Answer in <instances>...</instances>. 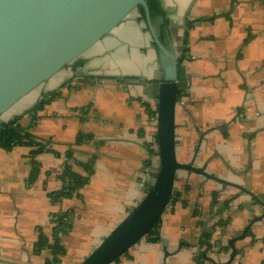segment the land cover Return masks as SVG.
<instances>
[{
    "label": "crops",
    "instance_id": "obj_1",
    "mask_svg": "<svg viewBox=\"0 0 264 264\" xmlns=\"http://www.w3.org/2000/svg\"><path fill=\"white\" fill-rule=\"evenodd\" d=\"M162 7L169 23L179 26L168 31L179 63L192 76L176 107L178 161L190 164L198 155L201 166L219 155L239 176L218 158L208 164L210 174L264 199V0H162ZM185 20L192 22L186 29ZM77 69L107 78L97 80L99 86L84 85ZM157 71V51L135 12L4 116L5 123L19 119L37 143L59 155H38L40 173L29 184L35 148L0 147V264H46L50 252L36 253L35 246L41 233L52 239L53 217L62 213L72 216V227L61 236L66 255L59 264H79L143 200L144 175L158 161L155 117L146 102L150 88H145ZM52 93L57 97L34 112ZM80 135L85 139L78 142ZM68 152L81 163L95 158L94 174L79 197L53 202L50 195L64 187ZM204 183L201 176L179 171L173 201L160 220L167 248L145 237L112 264H198L193 247L217 210L207 230L219 225L212 243L220 241L230 254L229 240L242 234L250 216L243 200L225 210L222 198L212 208L220 186ZM235 247L233 264H264V222L254 224Z\"/></svg>",
    "mask_w": 264,
    "mask_h": 264
},
{
    "label": "water",
    "instance_id": "obj_2",
    "mask_svg": "<svg viewBox=\"0 0 264 264\" xmlns=\"http://www.w3.org/2000/svg\"><path fill=\"white\" fill-rule=\"evenodd\" d=\"M139 9L143 10V22L158 56L156 77L147 81L145 86L150 88L146 98L157 102V167L148 174L149 177L144 175L148 191L143 200L80 264L115 263L149 234H154L167 248L168 240L161 236L157 226L173 201L178 171L194 173L205 179L204 184L215 182L220 186L215 191L212 208L216 201L220 204L222 198L225 199V210L229 204L233 206L243 200L250 221L241 235L229 240L230 254L223 250L220 241L212 243L211 237L219 225L215 223L210 233L207 230L220 210L214 211L203 223L199 243L193 247L198 264H233L238 254L235 244L246 238L254 224L264 222V199L242 185L210 174L208 164L218 158L229 172L239 176L219 155L201 166L197 162L198 155L190 164L178 161L176 107L188 91L192 76L179 63L169 31L166 43L161 41V27L165 21L152 18L147 0H0V124L5 123L2 119L13 107L73 65L133 13L140 14ZM191 24L185 20L182 28ZM170 27L179 28L173 23ZM76 73L79 78L83 76L84 85L99 86L97 80L107 78L82 75L80 69ZM228 189H235L238 193L230 196Z\"/></svg>",
    "mask_w": 264,
    "mask_h": 264
},
{
    "label": "trees",
    "instance_id": "obj_3",
    "mask_svg": "<svg viewBox=\"0 0 264 264\" xmlns=\"http://www.w3.org/2000/svg\"><path fill=\"white\" fill-rule=\"evenodd\" d=\"M150 8L151 16L153 19L163 18L165 24L162 25L161 31V41L166 43V34L168 32L170 23L166 18V14L162 7V0H147ZM141 20L144 21V13L142 9H139ZM57 97V93H52L45 96V99L34 107L33 111H40L46 104H48L52 99ZM85 136H79L78 142L84 141ZM17 146H29L35 148L31 152V175L29 177V184H33L40 173L41 165L37 161V156L45 152H53L57 156V152L52 151L47 148L46 144L37 143L34 137L28 132V130L23 129L19 125V119L12 122L2 124L0 128V147L10 151ZM68 161L65 165L64 172L61 176L63 182V189L55 194H51V200L57 202L61 199H69L72 197H79L81 190L89 183L91 176L94 174L95 158L90 159L86 163L78 162L74 159L71 152L66 153ZM77 166L84 171L85 175L79 174L74 171L73 167ZM148 191V185L146 187ZM145 191V192H146ZM67 219V220H66ZM72 216L69 213H62L61 215H56L53 217V222L57 224V227L53 230L52 239L50 240L44 233H41L39 240L35 246L36 253H41L48 250L51 254V258L47 260L46 264H59L62 258L66 255V249L61 243V236L65 235L72 227L71 224ZM160 227V221L157 228ZM150 242H159L154 234H149L147 237Z\"/></svg>",
    "mask_w": 264,
    "mask_h": 264
},
{
    "label": "built area",
    "instance_id": "obj_4",
    "mask_svg": "<svg viewBox=\"0 0 264 264\" xmlns=\"http://www.w3.org/2000/svg\"><path fill=\"white\" fill-rule=\"evenodd\" d=\"M146 102H147V104H150V106H151V111L154 113V117H155V124H156V114H157V106H155V103L152 101V100H150V99H146ZM5 124V123H4ZM2 127V124H0V128ZM156 142V141H155ZM157 147V145H156V143H155V148ZM156 150H157V148H156ZM63 159H64V161L65 162H67L68 161V158L66 157V155H63ZM157 167V164L156 165H154V166H152V168H151V171H148V173H146L147 174V176H148V174L149 173H151V172H154V169ZM149 177V176H148ZM67 220V219H66ZM54 225H55V228L57 227V224L56 223H54Z\"/></svg>",
    "mask_w": 264,
    "mask_h": 264
},
{
    "label": "flooded vegetation",
    "instance_id": "obj_5",
    "mask_svg": "<svg viewBox=\"0 0 264 264\" xmlns=\"http://www.w3.org/2000/svg\"><path fill=\"white\" fill-rule=\"evenodd\" d=\"M184 95H185V94H184ZM184 95H183V96H184ZM183 96H182V97H183ZM182 97H181V98H182ZM181 98H180V99H181ZM180 99H179V101H180ZM179 101H178V102H179ZM153 102L155 103V106H157V102H156V101H153ZM156 145H157V136H156ZM156 148H157V147H156ZM156 153H157V150L155 151V154H156ZM178 172H179V171H178ZM178 172H177V173H178Z\"/></svg>",
    "mask_w": 264,
    "mask_h": 264
},
{
    "label": "rangeland",
    "instance_id": "obj_6",
    "mask_svg": "<svg viewBox=\"0 0 264 264\" xmlns=\"http://www.w3.org/2000/svg\"><path fill=\"white\" fill-rule=\"evenodd\" d=\"M96 249V248H95ZM80 264V263H79Z\"/></svg>",
    "mask_w": 264,
    "mask_h": 264
}]
</instances>
